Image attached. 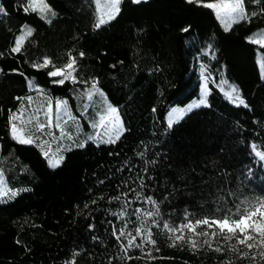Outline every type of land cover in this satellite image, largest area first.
<instances>
[{
    "label": "trees",
    "instance_id": "1",
    "mask_svg": "<svg viewBox=\"0 0 264 264\" xmlns=\"http://www.w3.org/2000/svg\"><path fill=\"white\" fill-rule=\"evenodd\" d=\"M26 2L0 0V172L16 193L0 198V264H264L256 248L239 258L227 244L223 252L207 245L194 251L181 242L173 247L160 229H153L155 247L127 253L120 247L127 240L113 236V227L127 223L125 231L134 233L145 221L135 209L155 210L144 203L148 196L160 209L154 219L170 224L183 222L186 211L192 219L219 217L245 198L264 197V169L251 148L264 152V78L256 63L264 47L247 39L264 30V0H245L249 15H257L234 33L223 31L211 9L187 0H122L119 15L98 29L95 0H47L56 15L43 19L25 12ZM22 24L32 36L14 54ZM69 53L77 57L79 83L54 84L57 77L48 73L63 68ZM45 57L48 67H32ZM200 68L235 86L248 106L237 107L209 84V106L169 129L165 112L197 95ZM94 81L104 97L95 95L93 105L117 109L125 129L116 143L85 140L84 147H68L53 169L40 146L11 137L8 114L32 85L65 98L85 127L81 113Z\"/></svg>",
    "mask_w": 264,
    "mask_h": 264
},
{
    "label": "snow or ice",
    "instance_id": "2",
    "mask_svg": "<svg viewBox=\"0 0 264 264\" xmlns=\"http://www.w3.org/2000/svg\"><path fill=\"white\" fill-rule=\"evenodd\" d=\"M132 2L139 4L141 3V0H132ZM187 2L195 3L197 6L211 9L215 14L216 19L220 21L224 27L225 31L231 30L233 24L241 21L250 22L251 18L257 15L256 12H252L251 15H249L245 8V0H218V2L187 0ZM255 2L260 3V0H255ZM121 3L122 0H105V3L102 5L101 0H95L97 17L94 28L98 29L106 23L114 20L120 13ZM23 10L25 12H38L42 19L45 18L48 13H51L52 16L56 15L47 3V0H27V6H25ZM0 12H3L2 8H0ZM261 12L264 13V7L261 8ZM182 31L187 32L189 31V28H184ZM31 36V28H22V34L15 40L14 46L11 48V52L14 54L20 53L25 39ZM247 39L250 43L258 44L261 47H264V33H257ZM0 55H2V53H0ZM84 55L85 54L83 52L79 53V57H83ZM76 61L77 57L72 56V54L69 53L68 62L63 68L55 69L48 73L50 77H62L60 79H55L52 82L59 85H64L66 81L79 83L77 76L75 75L77 72ZM51 63V60L45 57L41 63H33L32 67L36 70H40L48 67ZM262 66H264V63H262ZM85 83H87V81H85ZM97 85V81L92 82L90 89L87 92V99L90 102L93 101L94 96L97 94L104 97V93ZM33 87L35 86L33 85ZM209 94L210 90L207 86V77H205L202 95L198 103L192 104L180 111L173 109L169 112L167 127L169 129L173 128L174 123L179 122L193 109L200 106H209L207 102ZM225 95L228 100L234 103L237 107L248 106L245 100L240 96L239 90L235 86H232L230 90L225 93ZM28 99L30 101L31 97ZM109 112L113 114V116L108 117V121L112 123V128L108 130V139L104 142L116 143L125 129L118 117L113 119L117 109L110 107ZM24 117V112L13 113L10 117L12 138L20 144L38 143V146L41 147L44 144L49 143L47 139L43 138L46 132L52 140L57 139V134H59L61 139H72L69 124L77 119V117L67 110L65 103L59 101L56 103V111L54 115L53 109L49 104L44 113L43 120L40 119L39 110H37L36 113L29 115L27 119ZM17 121L19 122V126ZM78 146L84 147V144H78ZM251 148L255 156L259 157L261 161H264V152L257 151L255 145H251ZM43 155L47 159L49 167L53 169L59 167L64 160L62 155H53V157L50 158L49 151L43 152ZM139 155L143 157L144 152L139 153ZM155 162V160L150 161V163ZM248 175H251L250 170ZM141 184L143 186L142 177ZM133 191L135 190L133 189ZM2 194L7 195L8 193L3 192ZM12 195L15 196L16 193L13 192ZM136 195L137 199H139V193ZM114 199L119 200L120 197L117 196L114 197ZM127 203L131 204L132 201H128ZM144 203L153 205L155 210L144 211L141 208H137L132 214L135 216L139 213L145 218V221L151 220V227L147 226L145 221H142L140 226L135 228L134 233L131 231H125L127 223H125L123 228L117 229L116 227H113V236L117 242H121V238L127 240L126 244L120 243V247L125 253H127L129 248H143L145 244L155 247L156 241L153 239V229H160L168 234V237L171 240V246L173 247L176 246L178 242H181L187 243L194 251L199 250V248L203 245H207L209 248H212L213 251L223 252L224 244H227V250L238 255L239 258L248 257L249 252L253 248H256L260 250L259 255L261 261H264V250H261L264 249V197L253 200L245 198L244 200L239 201V203H236L232 208L228 209L223 216L219 217L202 216L192 219L191 214L186 211L183 222L179 224H170L167 220L154 219L155 217L160 216V209L157 201L153 199L152 196L144 198ZM124 215H126V211L119 214L120 217H123ZM198 229H200V231H198ZM186 232L189 233L187 238L185 237ZM138 238L140 240L139 243H137ZM217 240L222 241V243H218L217 246L214 247L213 241ZM156 250L158 251L159 249ZM147 254L151 257V252H148ZM129 259H131V257H129ZM251 259L255 260V255H253ZM71 264H75V261H72ZM229 264H231V262H229Z\"/></svg>",
    "mask_w": 264,
    "mask_h": 264
},
{
    "label": "rangeland",
    "instance_id": "3",
    "mask_svg": "<svg viewBox=\"0 0 264 264\" xmlns=\"http://www.w3.org/2000/svg\"><path fill=\"white\" fill-rule=\"evenodd\" d=\"M205 2H218V0H205ZM104 3H105V0H101V4L103 5ZM25 6H27V2H26ZM213 14H214V12H213ZM214 16H215V14H214ZM215 18H216V16H215ZM218 23L224 32L234 33V32H237L243 28L245 21H241L239 23L233 24L231 30H229V31L224 30V27L222 26L220 21H218ZM24 27L29 28V25L22 24L20 26V28L17 30V32L15 34L14 43H15V40L22 34V28H24ZM260 31L264 32V30L255 31L251 36H254L255 34L259 33ZM257 38H259V37H257ZM256 63H257L259 77H260V79H263L264 78V66H262V63H264V55L257 53ZM199 74H200V76L198 79L197 95L182 105L170 106L167 109V111L165 112L164 117H163V121H164L166 126H167V120H168V113L171 112L173 109L180 111L182 109L187 108L188 106H190L192 104L198 103V101L202 95V88H203L204 83H205V77H207L208 89H210L209 84H212L213 86L216 85L215 87H217L220 90V92L227 98L225 93L228 92L230 90V88L233 86L231 83H229L227 80H225L223 78L218 79L216 82V80L213 79V77H211L205 73L203 68L199 69ZM60 78H62V77H57V79H60ZM90 86L88 87L87 92L90 89ZM29 97H31L30 101L28 99ZM58 101L64 102L67 110L69 111L65 98H52L47 93H45L43 90L36 89V86L33 87V85H32V89L30 90V92L26 96H23L18 101V103L10 110V112L8 114L9 133H10L11 137H12V134H11L10 117L12 116L13 113L24 112L25 113L24 118L27 119V117L29 115L34 114L37 112V110H39L40 119L43 120L44 119V113L47 110V107L49 106V104L51 105V107L53 109V115L55 114L56 103ZM110 107L113 108L110 104L105 103L104 107L97 108L93 105L92 101L91 102L89 101L85 110L81 113V117H82L86 126L82 127L80 118H77L73 122H70L69 129L71 132L72 139H67V138L61 139L59 137V134H57V139L52 140L51 137H49L47 135V132H46L45 136L43 138L47 139L49 141V143L44 144L42 147L40 146L42 153L45 151H49V157L52 158L53 155L61 156L63 150L67 149L68 147L81 144L85 140H92L95 142L106 141L108 139L107 132H108V130H110L112 128V123L108 121V117L113 116V114H111L109 112ZM200 107H202V106H200ZM115 117L119 118L117 113L114 114L113 119ZM119 120H120V118H119ZM17 124L19 126L18 121H17ZM37 145H38V143H37ZM257 160L261 163V166L264 169V161H261L258 158H257ZM46 162H47V159H46ZM47 165L49 166L48 162H47ZM7 189L8 188H6L4 181H3V178H2V174L0 172V198L2 196H11L13 191L7 190ZM3 192H7L8 194L3 195L2 194Z\"/></svg>",
    "mask_w": 264,
    "mask_h": 264
},
{
    "label": "bare ground",
    "instance_id": "4",
    "mask_svg": "<svg viewBox=\"0 0 264 264\" xmlns=\"http://www.w3.org/2000/svg\"><path fill=\"white\" fill-rule=\"evenodd\" d=\"M259 159V157H257Z\"/></svg>",
    "mask_w": 264,
    "mask_h": 264
}]
</instances>
